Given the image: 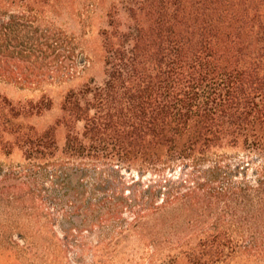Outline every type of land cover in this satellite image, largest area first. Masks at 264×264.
I'll return each instance as SVG.
<instances>
[{
    "label": "trees",
    "instance_id": "obj_1",
    "mask_svg": "<svg viewBox=\"0 0 264 264\" xmlns=\"http://www.w3.org/2000/svg\"><path fill=\"white\" fill-rule=\"evenodd\" d=\"M75 1L95 6L91 43L50 17ZM76 52L90 55L80 70ZM71 81L61 115L37 127L43 87ZM11 83L38 100L12 101ZM0 148L26 160L0 167V194L33 196L52 178L93 213L89 229L116 224L98 234L97 256L132 241L150 264H229L241 244L264 247V0H0ZM228 148L263 162L254 183L223 163ZM84 178L105 196L84 200Z\"/></svg>",
    "mask_w": 264,
    "mask_h": 264
},
{
    "label": "rangeland",
    "instance_id": "obj_2",
    "mask_svg": "<svg viewBox=\"0 0 264 264\" xmlns=\"http://www.w3.org/2000/svg\"><path fill=\"white\" fill-rule=\"evenodd\" d=\"M24 7L21 4L9 5V13L25 21L24 17L29 14L23 11ZM94 8L95 6L88 1L84 3L75 1L73 9L50 17L54 18V27L57 31H63L69 36H82L88 43H91L94 38L97 39L96 33L99 28L97 22L92 21L90 17V11ZM74 55H76L74 59L77 62V70L88 65L87 59L90 60L88 53L80 56L76 52ZM95 66V71L100 73L102 71L101 63H95ZM76 83L77 81L66 84L52 83L43 87L47 89L49 105L46 104V100L42 102V105L49 107L32 118L37 127L43 128L55 122L61 115L60 103L63 95L68 88ZM1 88L14 102L27 98L37 101L40 95L38 90H31L15 83L3 85ZM221 154L223 163L230 167H237L239 171L245 173L243 175L251 183H254V180L259 177L257 169L263 162L254 156L248 157L245 153L230 148L224 149ZM25 161L20 149L14 148L10 154H6L0 148V167L3 169L18 167ZM130 175L136 178L134 172L126 173V180H130ZM165 176L169 177V173H165ZM149 178L153 177L147 175L141 180L146 183ZM50 179L52 178L46 181L41 180V188L35 189L36 195L33 196L27 195L24 190L17 189H5L7 191L0 194V264H150L146 256L141 257L139 253H136L135 243L133 244L132 241L129 242L130 246L123 249V252L119 253V250L116 249L117 251L104 253L101 257L97 256L93 248L99 244L98 241H101L98 234L101 232L115 233L118 229L116 224H105L102 230L101 228L89 229L83 220L91 212L76 207L77 204L74 203L75 198L71 196L70 189L66 192L64 189H60L58 193H55L52 188L53 181ZM74 182L75 178L70 185L72 186ZM77 183L87 186L84 200L94 201L106 194L94 193L92 185L95 184V181L91 178L81 179ZM121 215L130 220L128 213L123 212ZM69 227H79L81 232L77 234L73 231V235L68 234V238L65 240L61 228L68 229ZM86 228L88 231H85ZM121 246L122 244L118 245V247ZM242 246H246V244H241L229 264H264V247L260 246L261 248L253 250L252 247Z\"/></svg>",
    "mask_w": 264,
    "mask_h": 264
}]
</instances>
